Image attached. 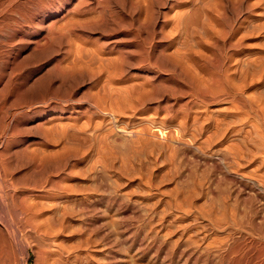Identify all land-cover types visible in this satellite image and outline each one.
<instances>
[{"label": "rangeland", "instance_id": "obj_1", "mask_svg": "<svg viewBox=\"0 0 264 264\" xmlns=\"http://www.w3.org/2000/svg\"><path fill=\"white\" fill-rule=\"evenodd\" d=\"M250 1L251 12L238 16V24L249 37L244 46L227 53L234 77L240 81L246 78L252 99L257 92H264V0ZM176 4L170 5V0L149 2L151 11L159 14V23L163 21L161 26L166 34L168 31L167 35L173 33L168 19ZM229 9L232 11L234 7L229 4ZM134 10L132 0H89L78 9L81 17L74 29L78 65L73 85L65 87L63 94L66 98L70 90L81 107L62 115L60 123L55 121L52 126L59 131L62 125L64 132L71 135L69 147L65 146L69 153L62 149L60 155L73 157L67 166L75 178L68 175L63 182L77 186L78 189L73 185L77 189L75 193L70 190L52 195L43 192L38 199L34 196L36 191H30L32 182L44 184L51 175L49 170L24 162L28 157L25 151V154L20 152L23 164L14 160L12 151L0 153V264H22L20 245L29 238L25 223L28 214L17 200L12 203L5 197L15 188L27 189L23 195L30 203L32 197L42 201L43 206L44 200L49 201L44 206L47 209L55 197L58 201L55 217L63 218L58 219L63 220L66 246L72 248L69 250L72 264H104L109 257L116 264H179L176 248L193 246L191 243L202 247L219 235L204 233L201 228L204 214L217 212L223 199L231 205L236 195H246V198L256 195L251 188L234 181L237 174L249 181L251 176L256 179L264 174V163L251 157V143L246 142L251 129L245 124L232 123L233 115L223 113L225 103L204 107L191 96L188 76L178 70V64H185L182 58L177 56L183 62L177 61L175 66H178L169 71L164 65L170 64L162 53L157 64L159 70L150 73L135 69L136 52L129 43H123L130 40L129 21L134 23V28L139 25L145 43L150 36L145 29L149 16L142 18L141 14L138 19ZM182 34L181 37L178 33L169 35L158 50L175 51L173 45L175 48L179 44L181 48L187 43L192 45L188 39L191 36L183 34L182 37ZM181 48L182 53L185 47ZM118 54L128 61H122ZM99 95L102 99L97 98ZM85 102L93 107L85 109ZM41 130L47 133L48 129ZM236 151H240L237 158L229 156ZM214 153L222 154L227 160L215 165L210 158H201ZM74 200L90 203L87 214L90 228H85L84 217L77 212ZM157 250L159 258L153 256ZM163 253L172 255L173 260L164 262ZM27 264H38L34 251H30Z\"/></svg>", "mask_w": 264, "mask_h": 264}, {"label": "bare ground", "instance_id": "obj_2", "mask_svg": "<svg viewBox=\"0 0 264 264\" xmlns=\"http://www.w3.org/2000/svg\"><path fill=\"white\" fill-rule=\"evenodd\" d=\"M150 1L132 0L138 19L141 14L142 18L149 16L145 29L146 33H149L147 35L150 36L149 42L145 43L141 39L139 25L134 28V23L129 21L130 40L123 41V43H129V46L136 52L135 69L150 73L155 69L159 70L157 64L160 62L161 53L170 64V66L164 65L167 66L166 70L169 71L172 67L175 69L179 65L178 70L181 73L185 71L188 76V89L196 101L204 107L218 102L225 103L227 107L222 109L223 113L233 115L232 123L245 124L251 129L250 136L246 140L247 143H251V157L258 158L261 163H264V92L253 94L251 99L246 78L240 81L234 77V69L231 70L230 56L227 53V50L233 51L241 45L244 46L245 40L249 37L246 34L247 31L243 33L238 24V18L240 17L239 13L244 15L251 12V1L170 0V5L172 2L178 3L171 13V17H168L171 31L175 34L178 33V36L182 33L191 36L188 39L193 42L192 45L188 43L184 45L185 50L182 53L179 49L181 44L178 45L179 48H175L173 45L175 51L158 50L159 44H163L164 39L173 33L167 35L168 31L166 34V29L165 31L162 29L163 21L159 23V14L151 11ZM87 2L89 0H0V153L8 154L12 151L14 160L22 163L24 157L21 156V153L25 151L28 157L24 162L39 164L42 168L49 170L51 175L44 184L38 185L37 181L32 182L33 186L31 185L30 191H36L34 196L37 198L43 192L52 195L70 190L75 193L77 188L74 184L76 188L71 185L72 182L69 183L70 185L63 182V178L66 179L68 175L71 176V179L75 178V173L72 174L71 167L67 166L73 157L70 156L68 159L67 156L63 158L60 155L62 149L69 153V149L66 148L71 143H68L71 140V135L69 134V136L67 134L69 132L66 131V133L62 129L63 122L60 124L59 131L54 130L52 126L55 124L53 122H58L62 115L74 113L81 107L70 90H67L66 98L63 90L73 85L76 75L74 73L77 64L75 56V41L77 40H75L74 29L78 18L81 17H78V9L82 5H87ZM229 4L234 7L232 11L229 9ZM155 16L156 19H154ZM164 17H166V12ZM63 43L67 46H63ZM184 47L182 46V48ZM120 54L123 53L120 52ZM177 56L185 62L181 61L182 59L177 60ZM177 61L185 63L184 66L180 64L175 66ZM136 84H134L135 87ZM90 107H93L91 103H84L85 109ZM224 115L222 114V117ZM45 124L51 126L46 127ZM45 127L48 129L47 133H43L41 130L43 128L45 132ZM76 127L78 126L76 125ZM32 137L37 140L32 142L30 140ZM66 145L68 147L65 148ZM238 154L240 151L239 153L238 151L231 152L229 156L234 159ZM201 158L203 160L210 158L215 165L227 160L225 156L217 153L212 156L201 155ZM256 176L258 175L256 174ZM251 177L253 178L249 181L237 174L234 176V181L239 182L240 186L251 188V191L256 195H251V198H246V195H236L234 203L231 205H228L223 199L217 212L204 214L201 217L204 221L201 226L204 233L214 232L219 235L212 237L210 241L207 240L208 242L206 241L204 246L200 245L201 248L198 245L195 246L194 243H191L190 245L193 246L190 247L176 248L175 257L180 258L179 264H264V174L256 179L254 176ZM26 191L28 190L15 188L9 190L10 193L5 195L12 203L17 200V203L23 206L22 210L28 214L25 223L29 238L20 245L21 263L27 264L30 251H34L38 264H72L69 251L72 248L69 245L66 246L68 243H65L63 220L60 221L58 215V218L55 217V206L58 201L55 197H51L50 208L47 209L48 206H44L47 205L45 204L47 202L49 204V201L44 202V200L43 206L42 201L38 200L39 198L32 197L33 202L30 203L29 200H26V195H23ZM73 205L82 215L81 218L84 217L85 221H82L87 225L90 220L87 216L91 209L90 203L76 200ZM87 226L85 228H90L89 225ZM195 233L197 232L195 231ZM158 252L157 250L152 255L159 258ZM2 255L6 254L2 253ZM6 256L3 257L4 260ZM171 256L169 253H163L161 259L169 263L171 258L173 260ZM111 259L113 257H109L104 264H116L111 262Z\"/></svg>", "mask_w": 264, "mask_h": 264}]
</instances>
